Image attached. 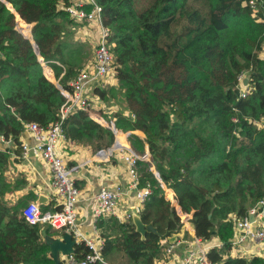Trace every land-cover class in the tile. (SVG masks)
I'll list each match as a JSON object with an SVG mask.
<instances>
[{
	"label": "trees",
	"instance_id": "trees-1",
	"mask_svg": "<svg viewBox=\"0 0 264 264\" xmlns=\"http://www.w3.org/2000/svg\"><path fill=\"white\" fill-rule=\"evenodd\" d=\"M5 1L24 22L35 24L33 39L41 56L63 89L71 91L81 61L91 51L89 44L75 42L82 28L61 8L70 0ZM95 1L112 31L121 88L107 91L106 85L96 93L103 102L111 98L121 107L127 102L129 110L137 105L146 110L141 127L150 149L141 135L130 137L139 139L136 148L121 134L110 153L126 149L141 161L140 187L153 188L142 219L154 223L160 234L169 232L165 245L154 234L142 240L132 220L107 219L110 232L103 237V262L96 264H118L119 255L128 264H156L183 227L165 197L166 192L174 201L173 191L196 237L223 244L210 251L211 264H264L259 256L231 257L236 221L264 198V0ZM24 22L17 25L16 15L0 0V135L13 139L17 153L25 125L49 127L67 101L44 75L27 39L31 26ZM166 67L183 68L181 80H161ZM242 73L249 79L246 98L240 96ZM48 76L57 82L52 71ZM94 117L116 130L113 122ZM125 125L121 121L119 128ZM133 127L139 130L136 122ZM64 130L68 141L90 144L97 152L115 141L111 130L78 109L68 116ZM151 158L167 186L165 192L150 170ZM8 161L9 153L0 151V182ZM4 195L0 187V264H55L43 233L58 232L30 225L19 212L21 204L10 206ZM88 253L84 244L75 246L78 260Z\"/></svg>",
	"mask_w": 264,
	"mask_h": 264
},
{
	"label": "built area",
	"instance_id": "built-area-1",
	"mask_svg": "<svg viewBox=\"0 0 264 264\" xmlns=\"http://www.w3.org/2000/svg\"><path fill=\"white\" fill-rule=\"evenodd\" d=\"M2 1L5 2L4 0ZM250 5L252 8H255L254 1H251ZM63 9L82 28L81 32L89 30L95 33V56L93 63L83 67L77 78L71 82L70 86L72 90H64L63 95L67 101L62 106L60 118L55 123L47 128L37 123H28L25 125V134L31 137L32 143L22 141L20 156L22 158H28L33 155L47 164L51 172V182L55 191L57 208L55 210L44 211L38 207L36 202H30L22 209V215L30 225L40 224L49 226L52 230L70 234L73 236L77 245L84 244L88 248L89 253L82 260H78L74 254L70 255L67 258L68 264H96L99 261L103 262L102 251L105 240L100 238L97 240L89 239L77 229V204L79 202L80 189L73 178V172L77 167L69 166L60 151V146L62 142H66L67 140L64 130L66 119L76 109L87 113L90 111L91 102L86 97V92L93 94L96 88L105 87L108 84L107 78L115 71L116 60L112 52V31L104 24L103 8L95 0H70L69 6ZM26 24L31 26V32L33 33L35 24ZM246 79H248L246 73H242L238 78L239 83L244 86V88L241 87L240 96L242 98H246L249 94V90L246 88L248 85H244V80ZM134 122L133 118L128 119L124 128L117 126L115 131L112 130L115 138H118L121 134L126 135L128 140L131 136H137L134 134L138 131L133 127ZM14 148L15 143L12 138L7 139L0 135L1 152L5 151L10 154ZM113 148L98 151L95 154V159L107 161L115 152L110 153ZM125 150L121 149L125 154L123 159L129 167L130 184L128 188L135 191L136 195V204L130 208V211L134 209L137 213L141 214L145 202L153 194V188L151 184L140 187L141 175L138 168L139 159L126 150L131 154L128 155L125 153ZM122 194L123 190L120 187L115 190L102 187L96 199L97 207L94 210L95 221H99L105 215L114 217L121 223L131 221L132 215L130 211L125 213L119 211ZM173 196H175L174 192ZM173 200L175 201L174 198ZM170 202L173 203L172 201ZM178 213L181 216L182 212ZM251 216L254 217L253 221L250 219ZM181 219L183 224L184 220L182 216ZM235 229L236 234L231 241L232 251L238 250L242 244L250 240L262 248L261 254L257 256L264 258V198L250 210L247 217L236 221ZM182 243L184 242L177 241L173 243L167 248V252L172 254L176 249L181 247ZM191 246L193 249L182 257L181 264H211L208 257L210 251L214 248L222 249L223 244L220 241L215 243L195 237Z\"/></svg>",
	"mask_w": 264,
	"mask_h": 264
},
{
	"label": "crops",
	"instance_id": "crops-1",
	"mask_svg": "<svg viewBox=\"0 0 264 264\" xmlns=\"http://www.w3.org/2000/svg\"><path fill=\"white\" fill-rule=\"evenodd\" d=\"M61 8H64L63 3L61 4ZM20 22L24 21L21 19L19 22H17V24ZM17 30L19 31L18 28ZM29 36L33 37L31 29ZM74 38L75 42H78L79 45H85L86 47L88 46V44L92 45L91 55L85 60L81 61V65H83L82 67L93 63L96 48L95 33L92 31H89L87 33L80 31L74 36ZM52 75L56 78L54 70L52 72ZM96 90L97 88L94 90L93 94L86 92V97H88L89 101L91 102V109L89 112L92 117L94 116V114H97L96 112H101L100 110L102 109V102L100 101ZM97 102V107H100V109H95V112V110L93 109V105H95ZM102 112L104 113V111ZM114 117H112L113 119H111L110 117L109 120H113L111 122L118 126L117 120ZM129 117V119L132 118L131 116ZM134 134L137 136L141 135L143 138H145L144 134L140 131H137ZM116 139L120 142V136H118V138ZM116 139L114 142L115 144L117 141ZM126 139L130 144L127 136ZM22 141L32 143L31 137L27 134L22 137ZM60 151L70 167H77V169L73 172V178L76 182V185L80 189V197L77 204V229L80 230L89 239H104L103 237L110 232L109 228L107 229L106 221L107 219L113 217L105 215L101 219H99V221H95L94 219V210L97 207L96 199L101 188L106 187L108 189L115 190L116 188L120 187V189L123 190L121 201L119 203V211L121 213L130 211V208H132L136 204L135 191L128 188L130 184V177L128 174L129 167L126 161L123 159V156L125 154L123 151L117 150L113 153V155L109 157L107 161H100L98 159H95V154L97 153V151H95L90 144H85L82 142H71L68 140H66V142H62ZM20 153H17L16 148L12 149V152L9 154L10 157L8 164L3 173V180L2 182H0V187H3L5 190V201L10 206L21 203L28 205L30 202H36L41 195L46 198L45 203H42L41 205V209L46 211L55 210L57 208L55 202L56 196L51 182V172L49 167L40 158H37L33 155L29 156L28 158H22L20 156ZM98 222L100 223V226L99 224H97ZM54 231L55 230L51 229V232ZM57 232L58 233L55 232V235H47L44 232L43 236L45 242L47 241V237L58 239L64 235L62 231ZM173 236V239L176 240V242L182 241L184 243H182L181 247L176 249L172 254H169L167 250H165L163 252V255L161 256V259L157 261L156 264L182 263V257H184L186 254L185 250L191 247V243L196 237L193 223L184 220L183 227L180 233H177L176 235L174 234ZM210 242L216 243L219 241L214 240ZM167 243L168 241L166 243L162 242V244L165 245H167ZM249 249L253 256H257L261 254L260 252L262 248L258 245L256 247L254 246V244H251V247ZM239 254L240 256H244L241 253ZM252 257L244 256V258L246 259H251ZM59 261L60 264H68L67 257L62 253L59 254Z\"/></svg>",
	"mask_w": 264,
	"mask_h": 264
},
{
	"label": "water",
	"instance_id": "water-1",
	"mask_svg": "<svg viewBox=\"0 0 264 264\" xmlns=\"http://www.w3.org/2000/svg\"><path fill=\"white\" fill-rule=\"evenodd\" d=\"M5 3L8 6V8L16 15L17 22H19L22 19L20 17V15L16 12V10L12 7V5L10 3L6 2V1H5ZM27 36H28L27 39L32 42L33 49H34L35 53L38 56L40 64L42 65L44 75L46 76V78L50 82L54 83L57 86V88L62 91V93H64V89L60 85L59 81L57 80V82H53L48 76V71H52L53 72L51 64L46 62L43 59V57L40 54V51H39V48H38L37 44L34 42L33 37H30L29 35H27ZM248 83H249V79L244 80V85L245 86L248 85ZM88 114L91 116L90 112H88ZM91 118L95 122H97L98 124H100L101 126L106 128V126L103 123H101L99 120H97L94 116L93 117L91 116ZM106 129H108V128H106ZM108 130H111V129H108ZM145 139H146V142H147L148 150L150 152L149 144H148L146 136H145ZM113 145H115V143ZM112 146H111V148L114 147V146L113 147ZM149 166H150V170L152 171V173L154 174L156 179L159 181L161 187L165 191V187H167V186L164 184V182L162 181L158 171L156 170L155 166L153 165L152 158L150 160ZM45 201H46V198H44V196L40 195L39 199L36 201V204L38 205V207L41 208L42 203H45ZM172 206L175 207L176 210L181 213V209H179L180 206L178 205V203L174 202V204L172 203ZM130 212H131V215H132L133 224L136 227V232L141 235L142 240H145L146 236L148 234H154V235L159 236V238H160V240L162 242H167V239H168V236H169V232H167L166 234H160L158 229H157V227H155L154 223H152V222L151 223H145L143 221V219H142L141 214L137 213L134 209H132ZM250 219L253 221L254 217L251 216ZM46 239H47L46 244L50 248L51 258L54 260L55 264H60V261H59V254L60 253L65 255L67 258L70 255L75 254V246L77 244H76V242H75V240H74L72 235L65 233L62 237H60L58 239H53L52 237H47Z\"/></svg>",
	"mask_w": 264,
	"mask_h": 264
},
{
	"label": "rangeland",
	"instance_id": "rangeland-1",
	"mask_svg": "<svg viewBox=\"0 0 264 264\" xmlns=\"http://www.w3.org/2000/svg\"><path fill=\"white\" fill-rule=\"evenodd\" d=\"M73 31L75 32V29H73ZM89 32V30L86 31V33ZM91 46L89 44L88 48H90V51H91ZM87 53V52H86ZM89 55V54H88ZM261 57L264 58V54H261ZM62 66V65H61ZM117 69V68H116ZM182 70L183 68L181 67H178V68H174V67H166L164 69V72H163V75L161 77V80L165 81V82H168L170 81L171 79H175L177 81L181 80V77H182ZM107 81H108V85H107V91L110 90L111 88L115 87L117 88V90H120V81L118 80V78L116 77V71L113 72V74L111 73L109 75V77L107 78ZM240 87H243V85L240 84ZM124 97L122 96L121 99H123ZM101 101V100H100ZM102 102V109L100 110L101 112H96L95 109L99 110L100 107H97L98 105V102L93 105V109L95 110V112L100 115V117H102L104 120H107V121H110V117L111 119H113L112 117L116 118L117 120V125L119 126L121 121H123V123H127V120L130 118L129 116H131L133 118V120L136 122V125H137V128L139 129L138 131L142 132L145 136V132L142 130V127H141V122H145V116L144 114L146 113V110L140 106H134V108L132 110H129L128 107H129V104L126 102V103H123V108L121 106H119V104L114 100V99H111L110 98V102ZM104 111V113L102 112ZM100 113V114H99ZM123 119V120H121ZM113 121V120H111ZM105 128V127H104ZM107 128V127H106ZM105 128V129H106ZM108 130V129H107ZM147 137V136H146ZM116 139V138H115ZM139 139H134V141L131 139H129V142L130 144L133 146V147H139L140 145H138V142L136 141ZM140 142V141H139ZM141 144V143H140ZM125 153H127L128 155H131L128 151L125 150ZM10 157V156H9ZM141 162V161H138V163ZM139 169L141 168L140 165L138 167ZM141 182V181H140ZM171 189V188H170ZM172 190V189H171ZM173 191V190H172ZM165 192V191H164ZM174 192V191H173ZM165 197H166V200L167 201H171L169 199V197L167 196L166 192H165ZM172 198L175 199V201H172V202H175L176 203V196H172ZM174 204V203H173ZM18 205V204H17ZM26 204H22L21 203V207L19 208V212L24 208ZM16 206V205H14ZM181 217V216H180ZM251 244H254V246L257 247V244L256 243H253L252 241L248 240L247 242H245L244 244H242L238 250H234L232 253H231V257H243V256H240L239 253L243 254L244 256L246 257H252L253 254L250 252V247H251ZM253 246V245H252ZM192 248L189 247L185 250V253H187L190 249ZM239 252V253H238ZM244 258V257H243ZM118 264H128V259L126 257H123L122 255H119V260L117 261Z\"/></svg>",
	"mask_w": 264,
	"mask_h": 264
}]
</instances>
